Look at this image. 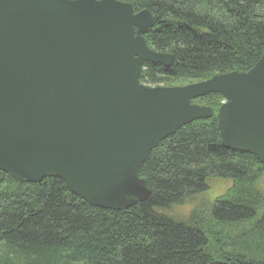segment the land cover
Instances as JSON below:
<instances>
[{
    "label": "water",
    "instance_id": "obj_1",
    "mask_svg": "<svg viewBox=\"0 0 264 264\" xmlns=\"http://www.w3.org/2000/svg\"><path fill=\"white\" fill-rule=\"evenodd\" d=\"M155 21L117 0H0V172L60 179L92 207L128 210L149 196L139 172L152 150L212 118L192 103L208 94L223 99L221 146L264 164V51L246 72L145 87V64L173 61L146 44Z\"/></svg>",
    "mask_w": 264,
    "mask_h": 264
},
{
    "label": "trees",
    "instance_id": "obj_2",
    "mask_svg": "<svg viewBox=\"0 0 264 264\" xmlns=\"http://www.w3.org/2000/svg\"><path fill=\"white\" fill-rule=\"evenodd\" d=\"M117 1L156 19L146 44L173 59L169 67L145 64L143 86L246 72L264 51V0ZM222 101L217 94L194 101L212 108V118L152 150L139 172L149 196L125 211L92 207L60 179L26 184L0 172V264H264V164L221 146ZM211 180L230 187L187 222L167 217Z\"/></svg>",
    "mask_w": 264,
    "mask_h": 264
},
{
    "label": "rangeland",
    "instance_id": "obj_3",
    "mask_svg": "<svg viewBox=\"0 0 264 264\" xmlns=\"http://www.w3.org/2000/svg\"><path fill=\"white\" fill-rule=\"evenodd\" d=\"M185 85H189V84L186 83ZM185 85L184 83L182 84L176 83L175 86H171V87H181ZM145 87H164V86L145 85ZM195 105H198V104H195ZM198 106H201V105H198ZM229 187H230L229 181L211 180L208 182V190L204 192L203 194L199 195V197L189 200L182 205L170 208L164 212L170 216V217L167 216L168 218L172 219L175 222H179V223L187 222L189 218L191 217V213L194 209H196L199 205H202V204H211L215 198L222 197L226 193V191L229 189ZM224 246H225V243L223 242L221 243L220 246H216V247L219 248V247H224Z\"/></svg>",
    "mask_w": 264,
    "mask_h": 264
},
{
    "label": "bare ground",
    "instance_id": "obj_4",
    "mask_svg": "<svg viewBox=\"0 0 264 264\" xmlns=\"http://www.w3.org/2000/svg\"><path fill=\"white\" fill-rule=\"evenodd\" d=\"M208 95H210V94H208ZM207 96V95H206ZM67 189V188H66ZM68 190V189H67ZM69 191V190H68ZM70 192V191H69ZM71 193V192H70ZM74 195V194H73ZM76 196V195H75ZM77 197V196H76ZM139 204V203H138Z\"/></svg>",
    "mask_w": 264,
    "mask_h": 264
},
{
    "label": "flooded vegetation",
    "instance_id": "obj_5",
    "mask_svg": "<svg viewBox=\"0 0 264 264\" xmlns=\"http://www.w3.org/2000/svg\"><path fill=\"white\" fill-rule=\"evenodd\" d=\"M202 107V106H201Z\"/></svg>",
    "mask_w": 264,
    "mask_h": 264
}]
</instances>
